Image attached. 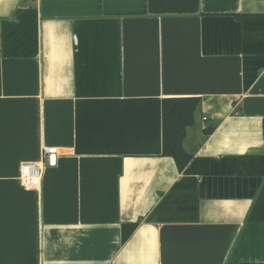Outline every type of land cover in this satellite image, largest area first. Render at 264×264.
Here are the masks:
<instances>
[{"label":"crops","instance_id":"1","mask_svg":"<svg viewBox=\"0 0 264 264\" xmlns=\"http://www.w3.org/2000/svg\"><path fill=\"white\" fill-rule=\"evenodd\" d=\"M168 97L200 99L181 172ZM263 119L264 0H0V264H264Z\"/></svg>","mask_w":264,"mask_h":264},{"label":"trees","instance_id":"2","mask_svg":"<svg viewBox=\"0 0 264 264\" xmlns=\"http://www.w3.org/2000/svg\"><path fill=\"white\" fill-rule=\"evenodd\" d=\"M200 99L197 97H168L161 103L162 113V154L173 158L177 170L183 171L192 158V154L183 147L186 129L195 122V113ZM264 133V119H263ZM213 127L204 129L210 134ZM238 176L264 177V156H240L236 163ZM247 221L264 222V184L247 214ZM137 223H125L121 227V242H125L135 230Z\"/></svg>","mask_w":264,"mask_h":264},{"label":"built area","instance_id":"3","mask_svg":"<svg viewBox=\"0 0 264 264\" xmlns=\"http://www.w3.org/2000/svg\"><path fill=\"white\" fill-rule=\"evenodd\" d=\"M203 120L207 117L203 116ZM56 154L54 147H42L41 156L38 161H25L19 166V179L27 188L38 189L41 185L44 167L49 163L51 155Z\"/></svg>","mask_w":264,"mask_h":264}]
</instances>
